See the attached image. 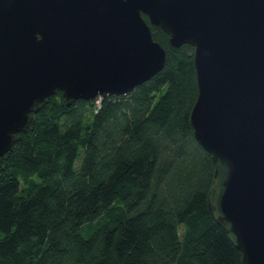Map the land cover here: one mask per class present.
Listing matches in <instances>:
<instances>
[{"label":"trees","instance_id":"16d2710c","mask_svg":"<svg viewBox=\"0 0 264 264\" xmlns=\"http://www.w3.org/2000/svg\"><path fill=\"white\" fill-rule=\"evenodd\" d=\"M143 15L167 49L161 70L99 103L57 89L2 155L0 264H243L190 120L194 46Z\"/></svg>","mask_w":264,"mask_h":264},{"label":"water","instance_id":"95a60500","mask_svg":"<svg viewBox=\"0 0 264 264\" xmlns=\"http://www.w3.org/2000/svg\"><path fill=\"white\" fill-rule=\"evenodd\" d=\"M143 13L194 46L210 208L243 264H264V0H0V160L57 89L69 104L126 93L164 67Z\"/></svg>","mask_w":264,"mask_h":264},{"label":"rangeland","instance_id":"374dc122","mask_svg":"<svg viewBox=\"0 0 264 264\" xmlns=\"http://www.w3.org/2000/svg\"><path fill=\"white\" fill-rule=\"evenodd\" d=\"M99 219V218H98ZM98 219H94L90 222H87L83 225L82 227V233L84 234V236H90L91 233L93 232V230L95 228H97V226H99V224L101 223V219L98 220ZM183 228H181L182 230Z\"/></svg>","mask_w":264,"mask_h":264},{"label":"built area","instance_id":"2783aa9c","mask_svg":"<svg viewBox=\"0 0 264 264\" xmlns=\"http://www.w3.org/2000/svg\"><path fill=\"white\" fill-rule=\"evenodd\" d=\"M98 96H99V98H98V100H97V101H98V103H99V102H100V97H101L102 95H98Z\"/></svg>","mask_w":264,"mask_h":264}]
</instances>
